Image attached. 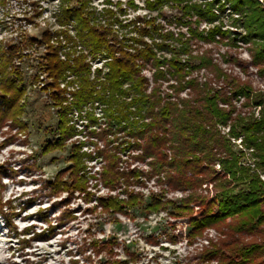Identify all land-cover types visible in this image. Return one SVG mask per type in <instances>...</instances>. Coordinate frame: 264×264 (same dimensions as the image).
<instances>
[{"label":"trees","instance_id":"obj_1","mask_svg":"<svg viewBox=\"0 0 264 264\" xmlns=\"http://www.w3.org/2000/svg\"><path fill=\"white\" fill-rule=\"evenodd\" d=\"M79 1L78 7L67 6L58 15L63 29L48 30L40 40L22 39L0 47V127L7 122L23 124L21 100L27 87L13 59H22L24 50L33 45L44 50L35 80L43 83L42 90L59 120L58 135L47 141L44 152L63 150L75 136L70 124L75 111L96 105L105 118L102 132L114 147L105 145L93 157L94 152L81 151V143L74 142L71 166L51 181L52 193H67L68 198L79 193L90 202L95 198L90 181L99 179L113 190L121 186L122 195L95 198L102 212L128 216L132 209L147 214L169 210L179 217L187 215L193 239L228 219L237 223L236 231H254L263 225L264 92L256 93L252 86L236 81L207 53L194 55V46L221 44L235 49L241 43L250 54L251 67L264 77V0H146L152 11L172 7L179 14L164 17L163 22L138 16L133 21L134 35L128 38L119 35L115 23L99 22L96 12L87 8L88 1ZM225 17L233 29L226 28ZM93 61H103V66L93 69ZM225 61L229 62L228 57ZM235 65L241 67L237 61ZM210 68L217 78L212 83L195 76L196 71ZM44 75L46 81L41 79ZM216 82L228 85L230 94L223 87L214 88ZM183 93L189 97H182ZM241 98L247 101L248 111L234 105ZM227 127L224 133L222 128ZM239 139L242 147L236 151L232 141ZM128 151H140L133 158L147 161L148 170L122 169ZM99 157L105 165L91 173L86 162ZM142 177H157L187 196L180 204L160 194H151L147 201L141 192L129 188L130 178L140 183ZM212 182L217 188L213 198L196 191ZM10 204L0 198V209ZM202 205L201 214L195 216L193 206ZM206 254L218 264H249L264 254V246L239 247L235 259L225 258L216 247ZM105 264L126 261L114 257Z\"/></svg>","mask_w":264,"mask_h":264},{"label":"rangeland","instance_id":"obj_2","mask_svg":"<svg viewBox=\"0 0 264 264\" xmlns=\"http://www.w3.org/2000/svg\"><path fill=\"white\" fill-rule=\"evenodd\" d=\"M86 1L87 8L96 12L99 22L115 23L114 29L127 38L134 35L133 21L138 16L157 17L159 22H163L164 17L179 14L172 7L152 11L146 0ZM79 5V0H0V47L16 45L22 39L24 42L26 39L40 40L48 30L63 29L58 15L67 6L75 8ZM231 22L225 17L226 28L233 29ZM205 25L203 23L202 27ZM68 29L74 33L73 29ZM240 45L231 49L221 44L199 43L194 46V55L207 53L236 81L252 86L256 93L264 92V77L251 67L247 47ZM43 52L42 46L33 45L24 50L22 59H13V65L21 69L27 93L21 100L24 105L23 124L11 126L7 122L0 127V198L3 203H11L0 209V264H105L114 257L125 260L126 264H218L214 256L206 254L214 247L219 248L225 258L235 259L234 252L239 247L264 246V224L254 231H236L237 223L228 219L193 239L189 237L187 215L179 217L169 210L147 214L139 209L130 210L128 216L104 213L97 207L95 198L122 195L124 188L119 186L113 190L105 187L99 179L89 183V190L95 194L90 202L79 193L69 198L67 193H52L51 181L71 166L69 156L74 142L81 143V151L94 152L93 157L105 145L111 148L114 144L109 145L106 133L102 132L106 127L102 110L89 105L83 112L73 113L70 124L74 126L75 136L66 141L64 149L44 152L47 141L58 135L59 120L47 93L42 90L43 83L35 80ZM226 57L229 62L225 61ZM235 61L243 68L235 65ZM198 63L194 61L195 65ZM92 64L93 69L100 68L103 61H93ZM145 73L151 76L149 70ZM195 76L211 83L217 79L213 68L196 71ZM44 78L45 75L41 77ZM213 87H223V92L229 94L232 91L228 85L218 82ZM182 97L187 98L189 94L183 93ZM233 103L239 110L248 111L244 98L235 99ZM222 131L227 133L229 128H222ZM119 137H123L122 134ZM232 142L236 151L241 149L240 139ZM135 153L140 151L124 154L121 168L128 171L137 167L147 171L148 162L133 158ZM86 165L94 173L105 163L99 157L86 162ZM261 174L264 180V171ZM140 181L130 178L132 184L129 188L141 192L147 201L151 194H160L180 204L187 196L186 192L168 186L157 177H142ZM216 190L215 182H212L196 191L210 199L216 195ZM193 207L196 216L201 214L204 205ZM108 241H112V245L101 247ZM249 264H264V254L256 256Z\"/></svg>","mask_w":264,"mask_h":264}]
</instances>
